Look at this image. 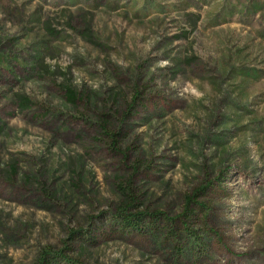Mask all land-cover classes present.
<instances>
[{"label": "rangeland", "instance_id": "374dc122", "mask_svg": "<svg viewBox=\"0 0 264 264\" xmlns=\"http://www.w3.org/2000/svg\"><path fill=\"white\" fill-rule=\"evenodd\" d=\"M59 255L264 264V0H0V264Z\"/></svg>", "mask_w": 264, "mask_h": 264}, {"label": "trees", "instance_id": "16d2710c", "mask_svg": "<svg viewBox=\"0 0 264 264\" xmlns=\"http://www.w3.org/2000/svg\"><path fill=\"white\" fill-rule=\"evenodd\" d=\"M188 16L191 17L190 18V30H194L196 27V23L198 21V16L197 15H188ZM188 34H189L188 31L183 32L182 37L186 38ZM63 94H64L63 98H64L65 102L70 104L71 106L76 105V103L81 102V100H82V96L68 85L63 86ZM135 99H138L136 94L133 96V100H132L133 103L135 102ZM18 101H19V107L22 110H26L28 107H30L31 103L26 98L18 97ZM130 108L134 109V106L131 105ZM128 115L131 116V114H129V113H128ZM103 133L109 138V140L112 142V145H114L113 143L116 142L115 138L119 136V132H109L108 133L107 131H104ZM114 150H115V148H113V151ZM219 186H220V184H217L218 189H219ZM207 187L208 186H205L203 189H201V191L204 189H207ZM197 193H199V192L196 191L193 194V196H196ZM122 195L127 196V197L130 196L129 191L128 192H122ZM128 202H129V204L132 205V201H128ZM186 203H187V206L190 203L194 204V202L191 201L190 197L187 198ZM129 208H130V205H128L127 201H126L125 205L121 209H119L117 217H115V220H118L120 222V224L122 225V227L124 228L123 230L140 231V230H144L146 227L155 226V223H156L155 219L156 218L149 217L148 215L146 216L145 213H140V212L131 213ZM198 208H199V211L204 212L203 216L206 217L207 207H205L204 204H198ZM187 215L193 216L194 211L188 210ZM116 218H119V219H116ZM184 222H186V220H184L183 223ZM170 234L173 235V233L171 231H170ZM190 235L192 236V240L197 239V237L194 236L193 234L190 233ZM86 238L88 239V237H86ZM43 255H44V257H46V255H48V253L47 254L44 253ZM44 257H43V261L41 264H52V262L54 261V260H48ZM57 259H63L66 262V264L67 263L77 264L74 262L67 261L65 258H63L60 255L58 258L56 257L55 260H57Z\"/></svg>", "mask_w": 264, "mask_h": 264}]
</instances>
